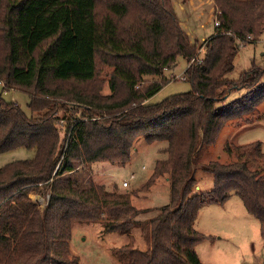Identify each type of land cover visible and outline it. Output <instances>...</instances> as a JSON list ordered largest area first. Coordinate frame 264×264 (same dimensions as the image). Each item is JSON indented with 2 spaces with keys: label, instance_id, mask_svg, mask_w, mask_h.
Masks as SVG:
<instances>
[{
  "label": "trees",
  "instance_id": "1",
  "mask_svg": "<svg viewBox=\"0 0 264 264\" xmlns=\"http://www.w3.org/2000/svg\"><path fill=\"white\" fill-rule=\"evenodd\" d=\"M0 2L2 91L24 93L30 112L0 96V154H33L0 168V264H79L70 246L74 225L100 224L103 233L119 235L141 225L137 219L148 209L133 206L131 193L90 180L83 187L71 176L95 162L125 164L139 137L166 143L158 151L165 157L154 162L140 190L167 176L169 203L146 222L148 249L125 246L114 251L117 258L125 264H203L195 246L209 237L195 229L198 212L223 204L231 192L264 237L260 143L225 142L227 162L200 166L212 175V189L194 193L202 149L215 144L225 124L249 122L264 103V67L253 64L237 80L226 79L236 40L251 36L255 42L263 34L264 0H213L220 25L206 40L203 63L184 71L191 90L155 104L147 101L168 83L164 70H173L178 59L188 63L197 50L171 0ZM104 69L110 73L101 80ZM146 77L160 80L145 84ZM105 84L108 94H102ZM232 93L238 97L227 101ZM33 190L49 194L43 210L29 198Z\"/></svg>",
  "mask_w": 264,
  "mask_h": 264
},
{
  "label": "rangeland",
  "instance_id": "2",
  "mask_svg": "<svg viewBox=\"0 0 264 264\" xmlns=\"http://www.w3.org/2000/svg\"><path fill=\"white\" fill-rule=\"evenodd\" d=\"M171 1L180 27L187 33L191 41L196 40L197 50L195 55L205 58L204 55L207 53L206 40L215 33L216 8L213 0ZM2 8L3 5L0 2V17L3 14ZM236 42L239 49L233 61L234 69L226 76L228 80H237L241 73L248 70L253 64L264 67V34L259 35L255 42L245 43V45H240L237 40ZM203 44L205 47L204 52H199ZM186 68L187 62L178 59L173 70H164L163 76L168 83L149 98L147 104L159 103L169 96L190 91V83L178 78L184 75ZM108 73H110V70L104 69L99 73L100 79L105 80ZM171 76L173 77L171 78ZM158 80H160L159 77H146L145 84ZM108 93L109 90L105 84L102 94ZM0 96L8 103L17 104L27 116L30 115L27 107L28 97L24 93L2 91V84L0 83ZM236 97H238V94L232 93L227 97V101H231ZM66 108L68 110V106ZM59 114H62V112ZM67 114L71 115L72 110L69 109ZM60 129L63 137L64 130L61 127ZM227 141H234L233 143L237 145L258 142L261 151L264 153V103L257 107L248 123L230 122L225 124L215 144L202 149L195 163L194 178L197 191L194 193H205L212 189V175L203 171L200 166L214 159L227 162L229 159L223 152L224 144ZM165 145V142L147 144L143 138L139 137L135 140L130 159L125 164L95 162L87 167L82 168V166H79L71 176L78 180L83 187L89 186L88 182L90 180L94 185L104 186L109 191L116 188L120 193H131L133 206L148 209L138 219L149 220L157 214L158 208L169 203L170 184L167 176L159 177L148 191L140 190L151 176L154 162L165 157V155L158 152ZM32 155V152L24 149L2 153L0 154V168L15 161L30 159ZM123 181L129 183L127 188L122 187ZM40 188L39 186L38 189ZM34 194L42 198L46 197V195H40V193L33 190L29 195L32 201L35 199ZM38 208L43 210L40 204ZM83 226V232H80L78 226L73 228L70 243L71 250L73 249L79 258V264H125L122 259L115 256L111 258L100 245L98 238L103 237L104 233L102 231L98 232L96 226ZM143 226L146 227V225H142L141 229ZM195 228L199 233L209 237L195 246V252L204 264H237L239 261L247 264H264V237L260 234L259 223L247 213L236 193H229L223 204L214 203L202 206L198 212ZM83 238L85 239L83 240ZM146 238L144 236V239L148 242V237L146 236Z\"/></svg>",
  "mask_w": 264,
  "mask_h": 264
},
{
  "label": "crops",
  "instance_id": "3",
  "mask_svg": "<svg viewBox=\"0 0 264 264\" xmlns=\"http://www.w3.org/2000/svg\"><path fill=\"white\" fill-rule=\"evenodd\" d=\"M241 123H244V121L243 122L241 121ZM245 123H248V122H245ZM228 142L233 143L234 141H228ZM234 145H237V144H234ZM196 190H197V187H196ZM139 209H141V208H139ZM137 220L139 221V223H141V225L138 224V227L133 228L129 235H119L116 233H104L103 237H101V238H98L96 236L100 241V245L103 247V249L106 250L107 254L111 258H113L112 256H115V254H114L115 250L120 249V248L125 247V246H131L132 248L139 250L141 252H145L148 249V242H147V240L144 239V236H145V238L147 236V228L148 227H147L146 222L148 220L140 219V218ZM142 225H146V227L143 226L141 229ZM75 226H78V229L80 230V232H83V230H84L83 225L76 224V225H74L73 228H75ZM92 226H94V227L96 226L99 230V231L97 230L98 232L102 231V227L100 225L97 226L96 224H92ZM84 239L85 238H83V240ZM71 251H72V254L76 255V253H74L73 249ZM115 257H117V256H115ZM237 264H247V263H242L241 261H239Z\"/></svg>",
  "mask_w": 264,
  "mask_h": 264
},
{
  "label": "built area",
  "instance_id": "4",
  "mask_svg": "<svg viewBox=\"0 0 264 264\" xmlns=\"http://www.w3.org/2000/svg\"><path fill=\"white\" fill-rule=\"evenodd\" d=\"M220 25V23H219V21H218V19L217 18H215V20H214V26L215 27H218ZM263 34H264V28H263ZM227 35H229L230 36V33H227ZM238 42H239V44L240 45H245V43H247V42H253V38L251 37V36H248L247 37V41H241V40H237ZM204 44L200 47V49H199V52H204ZM205 56V55H204ZM203 59L204 58H202V57H197L196 55H195V57L194 58H192L188 63H187V68L189 67V66H191V65H199V64H202L203 63ZM184 75H185V73H184ZM180 76V77H178L180 80H183V81H186V76ZM173 76H171V78H172ZM177 78V77H176ZM174 80V79H173ZM63 122L61 121L60 122V124H62ZM132 178V177H131ZM128 185H129V183L128 182H126V181H123L122 182V187H124V188H127L128 187ZM40 186V185H39ZM35 195V194H34ZM35 199H34V202L37 204V205H41V208L42 209H44L46 206H47V204H48V201H49V194L47 193L46 194V197L45 198H42V197H40V196H37V195H35V197H34ZM39 203V204H38Z\"/></svg>",
  "mask_w": 264,
  "mask_h": 264
}]
</instances>
